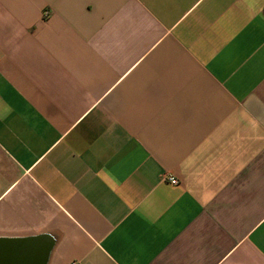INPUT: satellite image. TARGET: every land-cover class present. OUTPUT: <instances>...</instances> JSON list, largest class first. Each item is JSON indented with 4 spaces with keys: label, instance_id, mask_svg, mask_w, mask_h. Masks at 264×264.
<instances>
[{
    "label": "crops",
    "instance_id": "0c3cea01",
    "mask_svg": "<svg viewBox=\"0 0 264 264\" xmlns=\"http://www.w3.org/2000/svg\"><path fill=\"white\" fill-rule=\"evenodd\" d=\"M37 236L264 264V0H0V239Z\"/></svg>",
    "mask_w": 264,
    "mask_h": 264
},
{
    "label": "water",
    "instance_id": "95a60500",
    "mask_svg": "<svg viewBox=\"0 0 264 264\" xmlns=\"http://www.w3.org/2000/svg\"><path fill=\"white\" fill-rule=\"evenodd\" d=\"M44 236L0 239V264H46L51 243Z\"/></svg>",
    "mask_w": 264,
    "mask_h": 264
},
{
    "label": "built area",
    "instance_id": "2783aa9c",
    "mask_svg": "<svg viewBox=\"0 0 264 264\" xmlns=\"http://www.w3.org/2000/svg\"><path fill=\"white\" fill-rule=\"evenodd\" d=\"M168 182H170L171 184H176V180L173 177H168L167 178Z\"/></svg>",
    "mask_w": 264,
    "mask_h": 264
}]
</instances>
